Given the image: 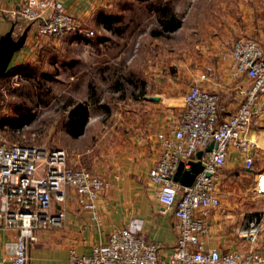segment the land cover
<instances>
[{"label":"crops","instance_id":"obj_1","mask_svg":"<svg viewBox=\"0 0 264 264\" xmlns=\"http://www.w3.org/2000/svg\"><path fill=\"white\" fill-rule=\"evenodd\" d=\"M60 1L83 24L94 28L95 35L88 44L74 40L70 33L60 38L40 35L35 24L29 23L25 25H29L25 40L12 53L7 68L28 63L33 69L13 73L39 76L57 60L59 50L63 55L67 52L69 61H78L85 66L92 60L91 54L94 55L92 61L101 62L100 57L107 54L116 42L120 43L119 48L108 58L116 59L124 50L130 51L126 58L129 74L125 81L128 85L113 96L108 108H104L105 123L95 121L90 124L91 120L87 119L83 131L77 135V148L73 147L72 140L61 146L67 151L70 165L86 167L106 180L107 184L95 198L94 210L84 207L78 192L72 186H66L64 199L54 202L52 208V211L63 209L62 222L35 230L28 246L27 264H69L71 249L76 254L90 253L94 244L106 242L110 231L124 225L130 218H135L139 231L147 239L159 242L160 252L168 255L176 240L177 219L173 211L159 201V185L149 178V167L160 153L155 133L171 130L183 105V93L193 83L219 93L223 116L235 110L236 90L241 85L249 86L250 80L245 74L231 76L229 60L221 59L219 50L238 36L253 37L264 49V0H142L146 3L142 21L153 16L152 28L162 33L158 36L172 37L167 48L166 42L164 44L165 54L161 56L159 53L160 60H166L161 63L150 62V48L144 43L150 34V21L141 22L142 28L138 23L133 24V20H126L123 27L114 26L126 15L125 9L131 0ZM23 2L0 0V36L13 25L8 11ZM153 4H157V8L154 9ZM73 47L78 48L77 59L71 54ZM106 62L104 59L101 63ZM67 76L71 78V75ZM120 78L115 80L116 84L120 83ZM118 86L120 84L116 88ZM262 99L264 92L254 104L259 110L246 132L257 143L254 149L256 170L244 168L242 155L234 150L228 153L224 164L228 169L241 166L256 176V172L263 168ZM84 102L90 114L92 103ZM231 173H221L220 170L219 182L230 178ZM219 188L221 205L210 211L208 233L203 239L207 245L221 250L242 247L246 238L239 235L237 229L246 223L247 214L244 208L234 209L229 199H225L226 189ZM15 232V228L5 226L0 218V264H11L5 242ZM256 244L264 245L263 232Z\"/></svg>","mask_w":264,"mask_h":264},{"label":"built area","instance_id":"obj_2","mask_svg":"<svg viewBox=\"0 0 264 264\" xmlns=\"http://www.w3.org/2000/svg\"><path fill=\"white\" fill-rule=\"evenodd\" d=\"M19 22L17 36L26 24L33 23L40 35L60 38L72 34L74 40L88 44L95 30L87 27L60 0H24L8 11ZM228 59L231 76L245 74L250 84L239 86L234 111L221 116L217 91L200 84H190L183 93V105L169 132L159 130L155 138L160 153L149 167V178L159 185L157 197L173 211L177 219V235L168 255L160 252L157 241L147 239L139 231L138 222L130 218L113 228L103 243L94 244L88 254L69 253V264H264V245L258 246L262 223L251 218L237 232L246 238L242 247L221 250L203 239L208 233V216L221 205L220 170L231 150L242 155L243 166L252 169L255 140L246 135L259 106L254 104L264 92V49L250 36H238L219 50ZM13 73L11 83H17ZM264 101V99H262ZM21 126L15 132H19ZM215 141L201 157L202 168L189 185L173 179L180 161L190 167L198 149ZM257 182L264 177L263 168L256 172ZM107 184L98 173L86 167L70 165L67 151L61 146L8 142L0 130V218L16 229L5 242L11 264H27L28 246L37 228L61 224L62 208L52 211L53 203L64 199L65 187L72 186L82 205L94 210L95 198Z\"/></svg>","mask_w":264,"mask_h":264},{"label":"rangeland","instance_id":"obj_3","mask_svg":"<svg viewBox=\"0 0 264 264\" xmlns=\"http://www.w3.org/2000/svg\"><path fill=\"white\" fill-rule=\"evenodd\" d=\"M152 1L157 2V0ZM145 4L142 0H131L128 8L125 9L126 15L114 26L123 27L126 20H133V24L138 23L140 28H142L141 22L145 24L150 21L152 28L154 26L153 16L148 21L145 19L144 22L142 21ZM153 6L154 9L157 8V4ZM171 41V36L149 34L144 43L150 48V62L166 61L160 60L159 53L162 56L165 42L167 48L168 42ZM116 44V42L112 44L107 54L100 57L101 62L104 59L107 60L104 64L99 60L92 61L94 55L91 54L93 63L89 60L84 66L78 61H69L67 52L63 55L59 50L56 55L57 60L43 69V74L39 76L32 73H21L17 83L10 82L13 72L9 71L1 77L0 130L6 140L48 146H63L72 140L74 141L72 142L73 147L77 148L78 137L72 136L67 128L68 110L71 104L77 101H90L92 104H90V114H88V119L91 120L89 123L93 124L95 121L105 123L107 115L104 113L106 112L104 108H108L107 104L113 102V96L124 91L128 85L125 81V76L129 74L126 58L130 51L124 50L116 59L108 58L117 52L120 43ZM71 54L75 59L79 58L78 48L73 47ZM67 75H71V78L69 79ZM119 77H122L120 83L116 84L115 80ZM119 84L120 86L116 88ZM117 89L118 92H116ZM113 92L116 93L113 95ZM26 117H30V120L21 125L19 132H15L18 127L15 122ZM253 170H256L254 164ZM229 171L232 172L230 178H224L222 182H219V187L226 189L225 199H229L236 210L244 208L248 220L251 218L260 220L261 232L264 233V177L257 182L258 176H254L251 170L245 171L241 166L230 169L225 165L222 166L221 173L227 174ZM233 172L234 176H232Z\"/></svg>","mask_w":264,"mask_h":264},{"label":"water","instance_id":"obj_4","mask_svg":"<svg viewBox=\"0 0 264 264\" xmlns=\"http://www.w3.org/2000/svg\"><path fill=\"white\" fill-rule=\"evenodd\" d=\"M28 28L29 25H27L20 34L14 36L12 32L13 25H11L10 29L0 36V77L6 72L12 53L23 44ZM214 144L215 141L211 140L204 148L198 149L195 153V159L190 161L189 168H184L182 161H180L174 172L173 179L179 181L183 185H189L194 175L202 168V155L210 151Z\"/></svg>","mask_w":264,"mask_h":264},{"label":"trees","instance_id":"obj_5","mask_svg":"<svg viewBox=\"0 0 264 264\" xmlns=\"http://www.w3.org/2000/svg\"><path fill=\"white\" fill-rule=\"evenodd\" d=\"M19 22L13 21V29L17 27ZM151 35H161V31L157 28H151L150 30ZM27 70L30 71L31 68L28 63L25 64H20L18 66L10 67L6 69V72L4 73L7 74L9 71L10 72H15V71H22V70ZM3 75V76H4ZM1 76V77H3ZM0 77V80H1ZM1 82V81H0ZM221 116H223L222 112L220 113ZM88 119V112H87V107L84 101H77L75 103L71 104V107L68 110V119H67V128L69 133L72 136H77L83 131V127ZM30 120V117L26 118H21L18 120L16 123V126H21L23 123H26Z\"/></svg>","mask_w":264,"mask_h":264}]
</instances>
